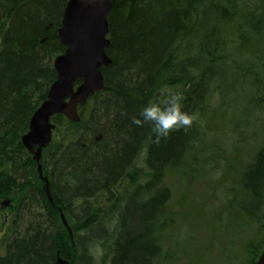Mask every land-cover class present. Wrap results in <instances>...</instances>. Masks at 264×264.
Returning a JSON list of instances; mask_svg holds the SVG:
<instances>
[{"label":"trees","instance_id":"16d2710c","mask_svg":"<svg viewBox=\"0 0 264 264\" xmlns=\"http://www.w3.org/2000/svg\"><path fill=\"white\" fill-rule=\"evenodd\" d=\"M67 1L0 0V217L2 199L14 201L2 224L0 264H55L57 257L170 264L182 249L172 252L164 242L174 216L162 185L167 175L205 182L209 191L198 207L211 208L222 226L223 212L231 217L233 210L252 223L244 254L256 264L264 249V145L238 173V155L215 144L232 131L231 113L237 122L240 98H247L242 120L264 112V0H115L104 90L80 107L78 122L51 119L40 160L50 202L21 138L55 80ZM162 89L182 93L195 119L156 142L150 124L138 127L131 118L162 99ZM232 182L241 191L220 203L214 190L225 192Z\"/></svg>","mask_w":264,"mask_h":264},{"label":"rangeland","instance_id":"374dc122","mask_svg":"<svg viewBox=\"0 0 264 264\" xmlns=\"http://www.w3.org/2000/svg\"><path fill=\"white\" fill-rule=\"evenodd\" d=\"M254 90L255 86L253 85L251 94L254 93ZM246 100V97L238 100V110L235 116L237 122L233 123L234 112L231 113L229 117L232 131L215 144L216 146L222 144L225 150H233L238 155L240 160L235 166L238 173L245 164L251 161L254 152L264 145V112L249 111L251 115L249 119L243 117L242 120V116L247 112H244V108L247 106ZM253 117L260 118L261 122L255 123ZM240 132L245 133V138L239 135ZM210 144L212 143H208V145ZM223 163L225 166L226 161ZM194 169L199 175L204 173L201 166L195 165ZM230 178L233 179L232 172ZM41 183L43 184L42 181ZM162 185L169 192L167 207H170L174 212L172 224L164 236V242L172 252H175L177 248L182 249L170 264H248L244 254V242L253 236L252 223L247 222L240 212L233 210L231 217L226 211L223 212L226 225L222 226L217 220L221 217L211 208L201 205V209H199L198 205L206 201L207 191H209L205 182H196L190 185L187 179L167 175L162 180ZM226 191L220 193L214 190L213 196L224 204L225 201L233 199L234 195L241 191V188L232 182L227 185ZM139 200L142 201V199ZM211 200L212 198L208 197L207 204ZM2 202L4 208H2L0 217V253L2 252L1 234L4 230L2 224L3 222L5 225L7 224L14 205L10 196L4 197ZM214 206L213 208L216 209ZM216 206L219 208L218 205Z\"/></svg>","mask_w":264,"mask_h":264},{"label":"water","instance_id":"95a60500","mask_svg":"<svg viewBox=\"0 0 264 264\" xmlns=\"http://www.w3.org/2000/svg\"><path fill=\"white\" fill-rule=\"evenodd\" d=\"M114 2L115 0L67 1L57 30V37L65 50L53 60L55 80L49 86L45 100L32 114L28 131L21 138L25 149L32 154L38 177L43 182V190L50 202L48 179L42 173L40 159L43 148L51 141L54 129L51 118L58 114L71 122H78V106L85 105L95 93L104 90L102 69L111 63L106 53L109 46L108 16ZM2 207L4 208V204ZM57 209L71 240L68 223L62 210ZM55 264L70 262L57 257ZM256 264H264V249Z\"/></svg>","mask_w":264,"mask_h":264},{"label":"clouds","instance_id":"9594fccd","mask_svg":"<svg viewBox=\"0 0 264 264\" xmlns=\"http://www.w3.org/2000/svg\"><path fill=\"white\" fill-rule=\"evenodd\" d=\"M161 95L162 99L150 100L131 118V123L138 127L150 124L156 142L174 131L191 127L195 119L184 110L182 93L162 89Z\"/></svg>","mask_w":264,"mask_h":264}]
</instances>
